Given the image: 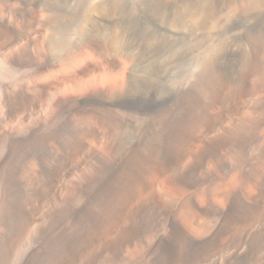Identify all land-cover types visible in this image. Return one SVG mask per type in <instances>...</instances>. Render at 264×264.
<instances>
[{
	"label": "bare ground",
	"instance_id": "obj_1",
	"mask_svg": "<svg viewBox=\"0 0 264 264\" xmlns=\"http://www.w3.org/2000/svg\"><path fill=\"white\" fill-rule=\"evenodd\" d=\"M40 1L0 0V64L40 72L0 83V264H264V0H116L54 67ZM226 11L157 94L207 45L168 19Z\"/></svg>",
	"mask_w": 264,
	"mask_h": 264
},
{
	"label": "rangeland",
	"instance_id": "obj_2",
	"mask_svg": "<svg viewBox=\"0 0 264 264\" xmlns=\"http://www.w3.org/2000/svg\"><path fill=\"white\" fill-rule=\"evenodd\" d=\"M35 1L38 2L39 0H35ZM97 2H99L100 5ZM114 2H116V0H41L38 3V5L36 3V5L39 7L43 6L44 10H47L46 5H48V11L53 16L50 22V29L53 32V38H52L53 42L51 44L52 46L51 49H49L47 53V58H48L47 60L52 67H54L53 65L56 66L58 63H60V60H61L60 58L63 59L64 57L63 55L67 54L68 52L69 53L72 52V50L73 52H75L74 49L77 50L76 48L82 44L83 39L81 40V36L83 33V29L85 27L84 25L87 20H89L88 24L90 26L95 27V28L96 27L101 28V25L99 23H95V20L96 18L99 19L100 16L104 17L103 15H101L102 12H104L105 15L109 16L111 13V9L114 6L113 5ZM200 3H201V0H199V4ZM193 6L196 7L195 5ZM55 9H58V10L65 9V10H68V12L75 13V19L72 21H69V20L67 21L59 13V11L54 12ZM193 10L196 11V9H193ZM91 13H93V15ZM233 15H234L233 11H226L222 16L219 17L218 20L215 21L216 22L215 24L211 23L212 25H210L209 22L207 21V24L205 23L201 25L200 28H198V25H199L198 17L195 14L187 16L184 19V21L178 19V17L176 16H171L170 19H168V24L169 26H171V27H168L169 29H171L174 32L180 31L182 33H185V32L187 34L189 33L191 37H194V38H199L201 36L203 39L207 40L206 42L207 45H205V47L203 48L201 52H195L192 59L184 65L182 70L179 72L182 78H178V76H174L172 78H164L159 83L156 82L157 94L164 93L165 91L171 89L177 83H180V82L187 83L188 82V80L190 79V76L197 69L200 59L203 56H206V53L207 55H209L211 52L215 50V47L218 43L217 35L215 34L223 30V27L229 22V20L231 19ZM171 22L174 24H172ZM179 22H182V23L179 24ZM206 36L209 38L207 39ZM28 67H25V68L23 67L18 70L17 68H15L16 69L15 70L12 67L0 64V83L9 81L11 79H27V78H14V77H22L26 74L27 75L31 74L35 77L36 75L37 76L39 75L40 72H38L39 71L38 69L34 67L33 69L32 66L31 68L30 66ZM35 69L38 70L37 74H33L34 72L36 73ZM34 79L38 80V78H34ZM61 79L62 81L64 80L63 81L64 83H68L67 81L71 80L72 78L63 77V78H59V81H61ZM1 111H2V107L0 104V113Z\"/></svg>",
	"mask_w": 264,
	"mask_h": 264
}]
</instances>
